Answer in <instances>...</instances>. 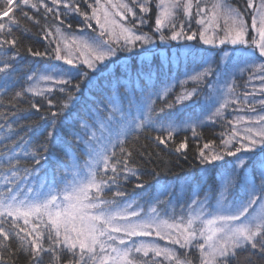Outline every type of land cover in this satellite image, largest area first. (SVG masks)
Returning <instances> with one entry per match:
<instances>
[{"label": "snow or ice", "instance_id": "obj_1", "mask_svg": "<svg viewBox=\"0 0 264 264\" xmlns=\"http://www.w3.org/2000/svg\"><path fill=\"white\" fill-rule=\"evenodd\" d=\"M152 3L51 0L55 7H50L47 0H0V102L20 80L16 64L22 45L15 32L21 19L34 20L26 9L43 10L45 19L53 14L59 21L42 29L45 51L27 48L28 55L51 63L27 74L26 86L9 100L12 108L17 107L12 101L26 94L47 101L49 111L41 116L45 127L38 133L44 141L27 137L31 126L20 135L18 121L0 113L5 121L0 129L8 133L0 141V264L5 254L19 253L28 264H43L45 255L49 264H59L61 253L71 258L68 264H197L191 249L198 250V264H232L238 251L249 249L264 256V0H247L244 9L229 0H155L154 27L143 32ZM194 10L196 30L191 28ZM73 12L96 34L64 31L62 17ZM122 59L136 63L121 64ZM117 65L119 76L113 70ZM245 71L249 81H260L261 99H255V87L241 99L235 76ZM163 74L172 82L158 88ZM101 79L110 94L81 117L73 109ZM189 82L193 86L186 88ZM176 86L181 91L167 100ZM204 88L208 92L202 97ZM54 92L60 94L55 104ZM158 101L165 102L157 107ZM201 102L204 111L187 115ZM230 105H243L236 111L248 114L227 121L231 129L225 125L219 144L209 140L198 149V182L180 181L190 195L182 198L165 183L149 199H120L127 195L122 184L131 177L138 181L135 188H145L132 163L131 140L155 132L153 141L167 146L181 130L195 137L206 122L224 120ZM30 107L41 111L39 102ZM186 147L185 140L175 150Z\"/></svg>", "mask_w": 264, "mask_h": 264}, {"label": "trees", "instance_id": "obj_2", "mask_svg": "<svg viewBox=\"0 0 264 264\" xmlns=\"http://www.w3.org/2000/svg\"><path fill=\"white\" fill-rule=\"evenodd\" d=\"M50 7H55L51 5V0H47ZM94 2V0H92ZM229 2L238 8L244 9L247 6V0H229ZM81 7L83 10L91 12V9L87 8L86 4L81 2ZM139 14V8L135 9ZM30 16H34V20L21 19V27L16 30L15 34L19 37L22 49H21V59L17 61L16 67L18 69V74L20 77L19 83L7 93V95L2 96V102H0V113H7L9 122L18 121L15 123L16 131L20 135H25V129L28 126H31V131L27 133V137L33 140H38L39 142L44 141L43 136H38V133L45 127V121L41 119L46 112L49 111L47 101L41 97H32L30 94H26L25 97H21L18 101H12L16 103L17 107L12 108L9 100L14 95L15 91L19 90L22 86H26L25 77L27 74H30L33 70L42 69L46 64L51 63L47 57H33L27 54V48L31 47L33 50L45 51L48 41L43 38L42 29L46 24L58 25L59 21L55 20L53 14H49L47 19L43 10L39 14L35 13V10L26 9ZM60 11L63 12V6H60ZM250 12V10H248ZM156 16V7L155 0L152 3V11L149 14L145 15V19L148 21L143 25L140 30L143 32L151 33L152 27L155 24ZM181 19L183 13H180ZM248 17V16H247ZM65 19V24L63 25V30L66 32L80 34L81 32L95 35L91 29H88L87 25L84 22L83 17L78 13L73 12L67 17H62ZM130 19V18H129ZM38 20L39 23L35 21ZM180 21H177V26H179ZM71 25L69 28L68 25ZM93 28H95V21H92ZM27 28L28 31L24 29ZM191 28L193 30L197 29V24L193 18L191 19ZM98 31V29H97ZM198 44V40L196 41ZM54 47V45H53ZM62 63V62H60ZM124 63H132L135 65L136 61H126ZM114 72L117 76L120 75V67L114 66ZM182 70V69H181ZM169 76L166 74L161 75L160 82L166 80ZM236 86L240 89L247 88V82L249 81V72L245 71L244 73H239L235 77ZM99 88L93 90L90 93H86L81 96L79 103L76 104L73 109L74 112L80 114L81 117L84 116V113L88 107L95 106L97 100L102 99L103 95L110 94L107 82L101 79L99 82ZM159 84V82H158ZM193 85L189 82L185 85L186 88H191ZM181 88L176 86L172 94L167 97V100L174 98L175 94L179 93ZM207 91V88H204L201 96H204V93ZM60 94L54 92L50 97L53 99L54 104L58 102ZM32 102H39L41 104V111L37 112L35 109L30 107ZM165 101H158L157 107H160L164 104ZM205 105L203 103H198L187 110V115L196 116L205 110ZM54 110V109H53ZM15 112L16 117L13 118L11 113ZM224 120H217L216 122L208 121L203 126L197 129V135L194 137L191 130H181L175 134L174 140L169 141L167 146L157 145L152 137L157 133H142L138 140H131L130 146L133 150V159L132 163L138 168L141 173V180L145 184L143 190L135 188V184L138 182L135 177H131L127 183L122 184L123 190L127 193L126 197L120 198L123 200H131L137 197H143L149 199L150 197L158 194V189L161 184L170 183L175 186V191L181 187L180 181H183L185 178H190V183L195 184L198 182L200 177V172L202 166L197 159L198 149L203 147V144L209 140H214L216 144H219L221 139V133L226 131L225 125H227L228 120H232L235 117L232 108L228 107L224 113ZM5 123L3 118H0V125ZM227 129H231V125H227ZM6 129H0V141H3V137L7 135ZM62 140L66 141L67 136L63 135ZM186 140L187 147L182 149L181 152H176V146ZM6 143V142H4ZM3 150V145L0 144V151ZM143 153V155H141ZM60 159H64L62 153H57ZM82 157V156H81ZM80 157V159H81ZM159 172V176H156L155 173ZM159 181V184L157 183ZM212 183V181H209ZM183 187L186 188L184 192H188L190 195V190L187 185ZM111 194H109L110 196ZM158 240V238H156ZM162 244H167V241L158 240ZM15 243V241H13ZM47 247V243L45 245ZM172 246V245H169ZM178 250V254H183L184 250L179 249V246H173ZM191 256L197 258L198 264V250L191 249ZM71 258L66 253H61V260L59 264H68ZM50 255H45L43 264H49ZM3 264H28V258L23 254L19 253L14 256L4 255ZM232 264H264V256L260 254H251V250L238 251L236 258L232 261Z\"/></svg>", "mask_w": 264, "mask_h": 264}, {"label": "rangeland", "instance_id": "obj_3", "mask_svg": "<svg viewBox=\"0 0 264 264\" xmlns=\"http://www.w3.org/2000/svg\"><path fill=\"white\" fill-rule=\"evenodd\" d=\"M258 2V0H254V3H257ZM251 11V10H250ZM194 12V19H195V22H196V17H195V10L193 11ZM116 19L117 20H119V17H116ZM182 19L184 20V23H185V25L187 26V24H188V20H187V18H185V17H183L182 16ZM246 19L248 20V23L250 24L251 23V17L250 16H248V17H246ZM200 26L199 25H197V29L199 28ZM176 42H173V44H175ZM162 47H164V46H162ZM204 47H211V46H204ZM124 54H121V56H123ZM122 61H123V59L120 61V63L122 64ZM243 65H241V67H242ZM191 68H192V65H189L188 66V68H187V70H191ZM185 69H182L181 71L183 72ZM239 74V72H237L236 73V76ZM172 75L174 76L175 75V73H172ZM235 76V77H236ZM178 79H183V76L181 75V76H179V77H177ZM167 82L168 83H171L172 81H171V79L168 77L167 79ZM165 81V80H164ZM248 84H247V88H245L244 87V89L242 90V89H240V87H237L236 88V90H237V92L240 94V97H241V99L243 98V93H245V92H253V89H254V87H255V89L257 90V94H256V96H255V99L256 100H259V99H261V96L259 95V93H258V89H259V85H260V81H258V80H253V81H248L247 82ZM164 86V84H163V82H159V84L157 85V87L158 88H162ZM155 90V89H154ZM207 92H208V89H207V91L204 93V95H206L207 94ZM250 99H251V97H250ZM201 103H203V102H201ZM204 104V103H203ZM218 106V105H217ZM205 107V106H204ZM229 107H231L232 108V111H233V113H234V115L235 116H237V115H246V114H248L246 111H240V112H238V111H236V109L237 108H243L244 106L243 105H230ZM257 108L259 109V105H257ZM81 160H83V156L81 157ZM185 190H186V188L185 187H183V186H181V187H179L177 190H176V193L180 196V197H182V198H184L185 196H184V192H185ZM158 195V194H157ZM201 195H203V194H201ZM147 239H150V238H147ZM168 242V241H167ZM160 243V242H159ZM162 246H164V245H167V244H162V243H160Z\"/></svg>", "mask_w": 264, "mask_h": 264}]
</instances>
